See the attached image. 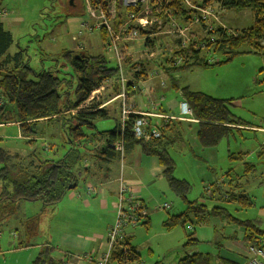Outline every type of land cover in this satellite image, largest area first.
Here are the masks:
<instances>
[{"label":"trees","instance_id":"obj_1","mask_svg":"<svg viewBox=\"0 0 264 264\" xmlns=\"http://www.w3.org/2000/svg\"><path fill=\"white\" fill-rule=\"evenodd\" d=\"M210 1L205 0L204 3ZM221 2L225 10H250L254 18L250 27L242 30L236 29V34L228 33L226 28L222 30L216 28L212 33L218 35L217 39L213 41L207 36L202 37L191 31V35H196L198 41L206 43V48L198 50L197 44L194 42L180 47L179 40L176 39L175 47L170 53L156 58L158 61L160 60V64L157 65L160 70H163L168 76H172L175 72L194 67H209L225 63L231 59L232 55L246 52L243 50L246 47L264 51V0H221ZM183 3L181 0H174L169 7L173 13L184 15L186 10ZM185 17L188 16H183V18ZM200 24V26L203 25V23ZM99 32L104 44L105 32ZM13 41V33L6 28L0 18V89L7 99V104L0 110V124H8L12 122L10 119L14 118L15 122L19 124L20 132L29 141L40 137L38 132L41 133V136L47 137L48 129L40 127L42 121L48 122V124H59L56 127L58 135L62 136L64 143L68 144L69 148L62 158L57 160L54 157H44L45 152L48 151L44 147H42L44 154L35 152L32 153L33 156L30 154L31 157L21 156L0 147V207L2 209H5L7 205L14 210L16 204L22 200H40L46 206H53L68 191L78 186L79 166L84 159V154H89L88 150L95 156L100 154L110 159L120 158L126 150L138 144L146 155L156 156L160 164L165 166L164 172L171 189L187 205L184 212L179 215H171L165 221V226L168 229H172L180 223H187L190 220L189 215L194 212L208 216L217 215L245 227L246 235L243 242L247 247L251 244L264 243V230L256 223L250 220H241L226 206L209 207L206 203L188 199L190 183L174 176L175 160L168 145L171 138L177 139L182 135V120L168 119L166 123L157 124L154 121L157 119L147 116L149 123L158 128L160 135L144 141L136 139L133 134V125L141 117L140 114H129L124 126H122L119 117L114 128L99 130L97 121L107 118V110L98 108L97 102L91 107L96 108L95 110L79 109L90 98L91 93L107 81H111L110 87L114 92L120 93L122 90L119 68L113 60L108 58L104 49V53H93L87 49H81L78 52L73 49H61L57 54L67 62L72 70V72H64L62 75H71L72 80L70 81L60 77L52 69L43 68L35 71L29 60L25 59L26 49L24 48L14 54L8 53ZM177 55L183 57L182 64L172 66ZM210 56L216 57L217 60L212 63L207 62V58ZM59 57H57L58 61L61 62ZM129 65L131 78L135 80L149 74L147 63L144 60H131ZM127 67L124 68V71L129 77ZM57 70L62 71L61 69ZM131 78L130 82L126 84L127 92L134 89L135 81L133 82ZM170 83L173 89L181 92L183 99L192 110V117L199 121L198 138L203 147L217 146L236 130L241 131L240 127L233 125H247L246 120L231 112L228 107L230 102L228 99L194 91L188 86L181 85L180 81L175 78H171ZM71 87H73L72 92L69 91ZM10 111H14V117L7 116V112L10 113ZM55 137H57L56 131L49 134L50 139ZM117 140H122L123 153L112 146ZM83 146L84 154L80 152V147ZM50 150L52 151L53 147ZM244 167L247 168V175L249 174L248 168L254 169L256 172V165L244 162ZM240 179L233 178L227 184L220 183L216 187L222 190L220 195L223 194L224 201L227 203L234 202L243 207L252 206L254 200L242 189ZM193 234V232L188 234L187 242L182 246V249L186 250L196 244L197 239L193 237ZM45 249L32 264H54L47 257L48 248ZM119 251L123 254L127 253L123 249ZM128 252L130 256L128 253L127 255L130 259L138 260L139 255L136 252L131 253L130 249ZM116 253L118 252L113 251L112 259H115ZM179 264H209V260L199 253H195L185 255Z\"/></svg>","mask_w":264,"mask_h":264},{"label":"crops","instance_id":"obj_2","mask_svg":"<svg viewBox=\"0 0 264 264\" xmlns=\"http://www.w3.org/2000/svg\"><path fill=\"white\" fill-rule=\"evenodd\" d=\"M204 1L205 0H200V3ZM73 3L74 0H71V5L74 8L75 3ZM223 11V18L227 22L224 21L226 25L222 21H210L209 23H203V27L200 26L201 24L193 25L192 31L199 36H207L208 38H211L212 41L217 39L218 34L212 32L216 28H221V30L224 29L221 27L222 24L225 25L226 28L231 24L228 23L227 20L229 19L226 16L227 11L229 10H225L224 8ZM173 15L179 22L187 19L186 17L183 18L185 15L175 13H173ZM85 16L86 14L83 10V12H75L67 17L66 25L69 30H72L73 34L79 30ZM12 19L8 18L3 20L1 18L5 25L15 26L19 24L20 18L18 16H14ZM169 25L170 24L168 23L167 26ZM230 26L233 27V25ZM74 36L75 35H73V38ZM172 36L173 34H166V38L162 36L159 38L163 39L160 41L170 42ZM157 38L158 36H156L154 44L157 43V40L159 39ZM168 44L170 45L172 43H167V45ZM145 50H147V47L146 44H144V39L140 38L130 45V53H140ZM135 53L132 55L133 58H137L134 57ZM148 55L149 56L146 58H142L141 61L144 60L147 63L146 67L149 74L142 76L141 78H137L136 80L131 78L129 72L130 63H128L129 66L127 67V70L129 77L133 82L135 81V89L128 92L126 91V99L124 103L126 106H132L135 110L138 109L145 112L148 111L150 113L159 114H175L179 116L181 114V102L183 97L180 100L182 95L181 92L173 88L169 89V84H171V78L180 80L177 75L180 72H175L172 76H168L157 66L160 64V60L158 61L157 59L152 58L153 56H151V54ZM161 61H163L162 58ZM196 68L207 69L208 67L199 66ZM154 70H157L158 74L152 76L151 73ZM163 76L167 78V81H165L168 84V86L166 84L167 87L161 85V82L164 81ZM189 82H186L185 86H188L194 91L207 92L199 87L201 86V83L194 82L195 87H191ZM101 87H103V89L98 91L100 94L97 95V97L99 98L101 95L105 97L107 95L110 96V99L107 97L98 100V108H104L107 110L108 116L102 120H108L113 117L114 126L108 129L99 130H109L116 126L119 117L121 119L119 102L122 98L119 97V93H117L118 91L114 92L112 90L110 83L106 82L105 85H102ZM167 88L169 89V92L166 95L165 90ZM142 94L145 96L147 94L149 101L134 100V97ZM162 97L163 99H161ZM111 100L114 101V104L116 103L114 112H109L110 109L107 108L110 102H112ZM153 102L157 105L156 108H153ZM91 107L93 106H90V108L85 110L96 109ZM115 113L117 114L114 117ZM192 116H181L180 118H177L178 120L183 121L181 124L182 135L177 139L171 138L172 140H170L168 144L169 151L175 160V166L176 161H178L176 156H181L182 160L186 159V161L194 165L191 169L185 168L184 172L186 171L187 174H189L188 171L200 172L202 171L200 167H205V165L210 164V162L218 164L222 160V152L219 151L216 146L203 147L201 145L198 138L199 121L193 119ZM150 117L151 119H157L154 120L157 124L168 122L166 119L153 115ZM244 120L248 122L249 126L243 127L242 131L244 132L240 137L242 141L238 144H234L236 146V151L234 148H230L228 143L226 144L228 147L225 145L226 156L230 159L231 164L237 163V166L233 167L231 165L224 170L214 171L218 172L214 174L215 181H209L206 179H201V181L204 183L205 190H211L213 187L217 191L215 197L212 196L206 199L210 200L209 204L206 203L209 207L215 205L226 206L241 220H250L264 230V193L257 197H253L248 191L249 186L252 183H256L257 185L258 175L264 172V159L261 158L254 161L252 156L255 152L259 151V148L251 150L247 149L253 143L249 141L248 139L250 138L246 136L247 133L252 132L251 134L255 136V141L264 143V125H261L260 123H251L247 119ZM42 122L45 123L44 121ZM183 123H186L187 127L192 130L191 135L185 133ZM15 124L18 128V137H25L20 132L18 122H9L7 125ZM54 131H56L57 137L49 139L51 140L50 143L54 145L52 150L55 152L54 158L58 160L62 158L63 154L68 150L69 145L67 144L68 148L65 150L66 147L64 148L63 146L65 144L64 141L57 140L60 137L57 128L49 130L47 137H49V134ZM258 132H262V136H259L257 134ZM45 143L49 144L47 142ZM62 148H64L65 152H63L64 150ZM56 149L57 151H54ZM80 152L84 154V146L80 147ZM88 152L89 154H84V159L79 166L78 186L68 191L59 202L52 206V209L54 208L56 212L61 213V216L63 217L56 224L52 235L49 238L44 239V243H38L32 239H27V241L23 243L20 241L17 245V252L24 255V262H22V264H32L35 257L37 258L45 248H48L47 257L49 258V261L54 264H94L85 258V254H93L94 258L96 257L98 259L107 250L108 231L117 216L116 202L121 178L129 184V193L134 198L141 201L148 211L140 226L135 229H129L127 233L124 246L132 250L131 253L136 252V254L139 255V258L136 261L129 259L131 264H179L180 260L185 255H192L195 253H199L201 256L206 257L209 260V264H245L248 249L243 242L246 235L245 227L235 221H230L227 218L217 215L208 216L206 214H196L194 212V214L191 213L189 215L190 220L185 224H177L172 229H168L165 226V221H167L169 216L179 215L184 212L187 205L179 197L178 198L184 204V207L175 202L174 196L176 194L171 189L165 175V166L160 164L159 159L156 156L146 155L138 144L126 150L120 158L110 159L105 155L99 154L95 156L92 155L91 151L88 150ZM12 153L20 155L18 152ZM217 153L219 156H217ZM30 154L26 156L31 157ZM203 155L204 157H201ZM201 159L205 160V162H202L203 164L199 161ZM244 162L256 165V172L254 169L250 170V168H248L249 174L247 175L248 172L245 171L247 168L244 167ZM257 164H260L261 167L259 168ZM197 167H199V170H197ZM239 167L242 169L240 170ZM233 178H241L240 182L242 184V189H244L246 194L254 200L252 206L243 207L234 202L227 203L224 201L223 194L222 196L220 195L222 190L217 189L216 185L220 183L227 184L228 181ZM261 183H264V180ZM259 187L264 188V186L258 184L256 188L259 189ZM202 197V195H199V197L194 200L201 202L200 199ZM166 199H173L174 204H176V208L171 213L167 212L166 209L171 208L173 204L172 206L170 204V206L165 209L160 208L163 203H166L163 202ZM39 201L40 200H37V202L41 203L44 208L45 206L43 202ZM26 202L32 201H19L16 204L15 209H20V205L25 204ZM36 218L37 216H34V219ZM34 219L32 218V221L29 222L28 231L35 226L38 227L40 224V221L36 222ZM24 223L25 222H21L23 225ZM190 223L193 224V229L187 227ZM141 229H143V231ZM187 231H192L194 233L193 237L197 239V242L184 250L182 249V246L187 242V236L189 234ZM16 250H14V248L9 249L10 252H15ZM116 258L117 254H115V259L111 258L110 264H117ZM18 260V256H15L13 261L14 263H17L16 261Z\"/></svg>","mask_w":264,"mask_h":264},{"label":"rangeland","instance_id":"obj_3","mask_svg":"<svg viewBox=\"0 0 264 264\" xmlns=\"http://www.w3.org/2000/svg\"><path fill=\"white\" fill-rule=\"evenodd\" d=\"M74 3L75 7L73 8L71 5V0H0V18L3 20L8 18L12 19L14 16H18L20 18L19 24L15 26H8L6 24V27L11 30L14 36L13 44L10 46L8 53L14 54L19 49L24 48L26 49V51L24 50L25 59L29 60L31 67L35 71H39L43 68L52 69V71H54V73L57 72L60 77H64L66 80L71 81V75H62L64 72H72V70L71 67L67 65V62L57 54L61 51V49H73L75 52H78L81 49H87L93 53H104V44L102 43L99 31H94V33L91 35L86 34L83 37H78L77 39L73 38V35H76V33L73 34L72 30L68 29V26L66 25L67 17L74 14L75 12H83V10L85 11V6L83 5L84 2L82 3V0H74ZM207 3L213 4L220 20L225 24L226 20L223 18L224 8L221 4V0H211ZM226 16L229 19L227 20L228 23L233 25V27L230 25L227 27L237 30L250 27L254 19L253 13L250 10H229L227 11ZM157 36L158 38L161 36L166 38V34L159 33ZM160 40L163 39L159 38L155 44L154 41L146 42L147 50L140 52L142 54L133 52V54L135 53L134 57H137V59H144L149 56L148 54L151 53H154L152 58L156 59L161 56L163 57L164 54L171 52L177 42L174 34L170 42ZM167 43L172 44L167 45ZM243 50H246V52L232 55L231 59L225 63L209 66L207 69H197L194 67L180 71L181 74H177L179 77L178 79H180L179 81L181 85H185L186 82L190 81L189 83L191 87H195L194 82L201 83V86L199 87L204 89V91H207L205 93L217 98L228 99L230 101L228 103V107L237 117L247 119L251 123H260L261 125H264V51H256V49L253 47H246ZM57 57H59L61 62L58 61ZM111 63H113V61H111ZM57 69H61L62 71L59 72ZM163 78L164 81H167L165 76H163ZM107 82L111 84V81ZM169 86V89H172L171 84H169ZM100 89H103V87H100ZM169 89L167 88L165 90L166 95L169 92ZM69 91L72 92L73 87L69 88ZM99 94L100 93L98 91L94 90L91 93L90 98L87 99L84 105L80 106L79 109H87L98 100L107 97L110 99V96L107 95L105 97L101 95L98 98L97 95ZM181 99L182 95L180 100ZM134 100L149 101V98L147 97V94L146 96L142 94L140 96L134 97ZM115 104L114 101L110 102L107 107L110 109L109 112L115 111ZM119 104L120 112L122 114V100H120ZM7 113V116L14 115V111ZM116 114L117 113L114 114V117ZM113 119L114 118L111 117L108 120H98V129H108L114 126ZM10 120L15 122L14 118ZM233 126H241V131H235L231 135L224 138L216 146V148L222 152V160L218 164H213L208 160V158L206 160L212 165L207 164L205 167H200L202 171H188L189 174H187L186 171L184 172L185 168L191 169L194 165L186 161V159L182 160L181 156H176L178 161H176L175 171L173 174L175 177L179 179H186L190 183V190L187 194L188 199L194 200L198 198L199 195H202L203 197L200 199L201 203L209 204L210 200L206 199L212 196L215 197L217 191L213 187L211 190H205L204 183L201 181V179L215 181L214 174L218 172L214 171L224 170L226 167L231 165L233 167L237 166V163L231 164L230 159H228L226 156L225 145L228 143L230 148H234L236 151V146L234 144H238L242 141L240 137L244 132L242 131L243 127L249 126V124L247 123V125ZM40 127H44L45 129L48 127V130L46 131L47 133L52 128H56L57 124L41 122ZM183 127L185 133L187 135H191L192 130L187 127L186 123H183ZM38 133V135L42 138L39 137L36 140L29 141L25 137H18V128L16 124L0 125V147L9 149L12 152H18L21 156H26L30 153L31 156H33L32 153L43 152L44 150L42 147H44L45 150H48L45 152L46 154L43 152L45 155L44 157H54L55 152L50 150L52 147H54L53 145H50L51 140L49 137L41 136L40 132ZM251 133L252 132L246 134V136L250 138L248 140L253 143L247 149L251 150L254 148H259V151L255 152L252 158L254 161L261 158L264 159V143L255 141V136ZM257 134L262 136V132H258ZM57 140H63L62 136H60ZM46 141L49 144H46ZM228 145H226V147H228ZM63 146L64 148L66 147L65 150L68 148L66 143ZM64 148L62 149L64 150ZM65 150L63 152H65ZM217 156H219L218 153ZM201 157H204V155ZM199 161L201 163L205 162L204 159ZM257 165L259 168L261 167L260 164ZM239 168L240 170L242 169L241 167ZM197 170H199V167H197ZM263 180L264 172L258 175L257 185L259 184L264 186V183H261ZM257 185L256 183H252L249 186L248 191L253 197H257L264 193V188L259 187L258 189L256 188ZM175 196V202L184 207V204L180 201V199L177 196L176 198ZM163 202L171 204V206L173 204L171 208L166 209L167 212L171 213L176 208V204H174L173 199H166ZM44 206L45 207L43 208L41 203L32 201L20 205V209L13 210L11 207H7V205L5 209L0 207V264H22V262H24V255H21V253H18L16 250V247L20 241L23 243L27 241V239H32L38 243H44L43 240L49 238L52 235L56 224L63 217L61 216V213L56 212L54 208L52 209V205ZM145 211L148 213L146 206L141 202V207L139 209L136 207L135 213H137L139 217H142ZM34 216H37V218L34 219ZM32 218L36 222L40 221V224L38 227L35 226L30 231H28V225L29 222L32 221ZM21 222H25L24 225L21 224ZM139 226L140 225L133 227L126 226V231L128 233L129 229H135ZM141 230L143 231V229ZM187 232L192 233V231ZM11 248H14L16 251L10 252L9 249ZM15 256H18L19 259L16 261L17 263H14L13 261Z\"/></svg>","mask_w":264,"mask_h":264},{"label":"built area","instance_id":"obj_4","mask_svg":"<svg viewBox=\"0 0 264 264\" xmlns=\"http://www.w3.org/2000/svg\"><path fill=\"white\" fill-rule=\"evenodd\" d=\"M86 16L81 27L76 32L74 39L83 37L84 35L93 34L94 31H104L105 41L104 50L110 60H113L120 72V82L122 90L119 97L122 98V114L121 123L124 126L128 115L131 113L140 114L133 125V134L138 140L148 141L158 137L160 132L157 127L152 126L147 116H156L163 119H177L181 116H192V110L183 99L181 102V116L175 114H159L150 113L148 111L134 109L132 106H126V84L130 82V78L126 75L124 68L127 67L131 60H141L133 58L130 53V45L138 39H144V44L154 41L155 37L161 34H174L179 40L180 47H184L187 43L194 42L197 44L198 50L206 48L205 42L197 40L196 35L192 36V26L200 23H209L210 21L221 22L217 15L216 9L211 3H200V0H181L184 3L188 16L185 21L179 22L174 17L169 5L174 0H83ZM170 24L167 26V24ZM226 28L225 25H221ZM228 33L236 34V29L226 28ZM154 53H151L153 56ZM130 59V61H129ZM217 58L210 56L207 62L212 63ZM183 57L175 56L172 66L182 64ZM158 71L154 70L151 75H157ZM161 85L166 86L165 81ZM135 89V86H134ZM100 88L96 89L99 91ZM163 99V97L161 98ZM7 104L5 94L0 89V110ZM125 104V105H124ZM153 102V108H156ZM3 125V124H0ZM118 151L124 152L122 140H117L112 144ZM129 184L120 179L119 192L116 202L117 216L114 223L108 231L107 250L97 259L93 254H85L87 260L94 264H110L113 251L118 252L117 264H131L129 261L128 248L124 246L127 237L126 226L140 225L147 214L146 211L142 217L135 213L136 207H141V201L134 198L129 193ZM170 204L163 203L160 208H167ZM188 228L192 229L193 224H188ZM120 249L127 253H120ZM130 256V255H129ZM245 264H264V243L251 244L247 249V258Z\"/></svg>","mask_w":264,"mask_h":264},{"label":"flooded vegetation","instance_id":"obj_5","mask_svg":"<svg viewBox=\"0 0 264 264\" xmlns=\"http://www.w3.org/2000/svg\"><path fill=\"white\" fill-rule=\"evenodd\" d=\"M84 2V1H83Z\"/></svg>","mask_w":264,"mask_h":264}]
</instances>
